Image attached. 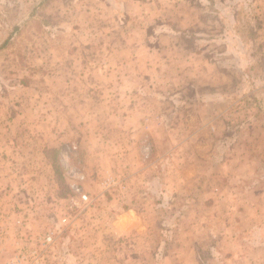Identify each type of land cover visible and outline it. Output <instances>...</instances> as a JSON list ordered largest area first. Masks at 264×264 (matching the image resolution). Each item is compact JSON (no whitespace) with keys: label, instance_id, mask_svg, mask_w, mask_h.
<instances>
[{"label":"rangeland","instance_id":"rangeland-1","mask_svg":"<svg viewBox=\"0 0 264 264\" xmlns=\"http://www.w3.org/2000/svg\"><path fill=\"white\" fill-rule=\"evenodd\" d=\"M0 236V264H264V0H0Z\"/></svg>","mask_w":264,"mask_h":264},{"label":"crops","instance_id":"crops-1","mask_svg":"<svg viewBox=\"0 0 264 264\" xmlns=\"http://www.w3.org/2000/svg\"><path fill=\"white\" fill-rule=\"evenodd\" d=\"M144 57H145V60H148L147 56H146V49H144V48L136 49V56H135L136 61H138L140 64H142L141 58H144ZM134 67H135V65H134Z\"/></svg>","mask_w":264,"mask_h":264},{"label":"built area","instance_id":"built-area-1","mask_svg":"<svg viewBox=\"0 0 264 264\" xmlns=\"http://www.w3.org/2000/svg\"><path fill=\"white\" fill-rule=\"evenodd\" d=\"M82 199H83L84 201L87 200L86 196H83ZM48 240H51V239L49 238ZM0 241H1V236H0ZM9 264H16V261H11V263H9Z\"/></svg>","mask_w":264,"mask_h":264}]
</instances>
